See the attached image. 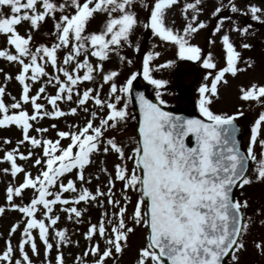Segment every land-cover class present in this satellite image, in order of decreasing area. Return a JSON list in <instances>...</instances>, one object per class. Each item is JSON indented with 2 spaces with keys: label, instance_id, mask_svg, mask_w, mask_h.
Returning <instances> with one entry per match:
<instances>
[{
  "label": "snow or ice",
  "instance_id": "6c2138e0",
  "mask_svg": "<svg viewBox=\"0 0 264 264\" xmlns=\"http://www.w3.org/2000/svg\"><path fill=\"white\" fill-rule=\"evenodd\" d=\"M208 2L0 0V61L14 69L0 73L17 86L12 95L0 85V129L19 132L0 140V173L16 181L0 192V215L19 217L0 242V264H109L137 229L135 264H239L249 238L264 254V232L251 231L257 218L264 226V205L234 195L264 182V84L239 88V101L257 109L243 132L242 107L212 108L226 75L253 66L240 50L252 48L251 22L264 26V0H214L210 10ZM201 32L219 62L192 43ZM165 47L203 70L199 118L166 110L178 93L156 75L176 63H157ZM141 76L154 98H133ZM130 123L133 135L118 139ZM90 209L95 223L85 219Z\"/></svg>",
  "mask_w": 264,
  "mask_h": 264
},
{
  "label": "rangeland",
  "instance_id": "374dc122",
  "mask_svg": "<svg viewBox=\"0 0 264 264\" xmlns=\"http://www.w3.org/2000/svg\"><path fill=\"white\" fill-rule=\"evenodd\" d=\"M214 0H209L208 8L211 9ZM227 14V13H224ZM171 14L169 20L166 23L171 22ZM204 17L202 16L201 19ZM103 21H93L92 27L89 30H96L102 26ZM177 23L179 20L177 19ZM253 23L254 35L250 36L245 42L252 45L251 50H240L241 56L252 62L253 66L251 69L246 70L243 73H238L235 77L226 75L227 84L218 85L219 98L213 99L212 108L217 112H226L228 114H233L236 108L242 107L244 109V116L239 121L243 127L249 125L250 121L254 119L257 109L249 110L246 104H242L239 99V88L242 86H248L251 83L264 84V27L255 25ZM207 34L201 32L195 37L192 43L197 44L201 49L206 53L211 51L216 60L220 61L221 50L218 49L215 45L209 46L206 42ZM35 39L40 42L46 40L47 37L36 36ZM146 42V41H145ZM161 51V57L157 61L164 62L167 60H175L176 63L173 69L163 70L162 73H157V76H164L170 81L169 90L174 94L173 96L166 97L168 103L173 106H180L183 108H194V98H195V88L199 82H201V77L203 70L199 68L198 63H193L189 61H179L175 58L174 52L171 48L165 47L164 49H158ZM239 50V49H238ZM143 51V49H142ZM135 67L130 71L137 70L139 66V58L134 61ZM221 66L218 63V67ZM240 67H246L244 64H241ZM0 68L6 70L9 74L14 72V69L9 68L6 62L0 61ZM6 91L11 89V94H17V86L13 82H5L2 79V73H0V85L6 84ZM51 92V88L48 89ZM8 97H5V102H8ZM130 111L133 112L132 106H130ZM47 121L44 122V126H47ZM135 129V123H130L129 128L126 132L121 133L118 139H124L127 141V137L133 135ZM49 133V137H51ZM19 137V132L14 129L4 130L0 129V140L3 138H11L15 140ZM244 142L247 140V133L243 135ZM110 163V161H109ZM33 174H35L33 170ZM103 179V177H101ZM9 183H16L13 181L10 176H5L3 173H0V192L7 186ZM95 183V181H94ZM242 193V195H241ZM236 195L238 199H247L249 201L250 208H259L261 205H264V182L253 183L251 185L245 186L243 189H237ZM0 205L7 207L4 204L3 199L0 198ZM98 212L94 209H90L89 213L85 219H91L93 223L97 221ZM19 219L18 215L11 211H6L4 214L0 215V242L6 236L8 229L11 224ZM69 232L74 230V226L70 223L67 224ZM84 230L83 225L80 226V231ZM253 235H258L260 232H264V226H261L259 218L256 219L255 224L251 228ZM74 239L78 240L79 236H75ZM16 237L13 236V243H15ZM143 232L137 229L133 234H130L127 240V249L124 250L121 256L116 257L114 261H109V264H135L137 249L143 246ZM85 244L84 241H80L81 247ZM76 251V249H72ZM79 254V253H77ZM70 253H65L66 258ZM239 264H264V254L258 252L253 246L251 238L247 241V249L245 251L238 253ZM37 264H40V261H37ZM225 264H230V261H226Z\"/></svg>",
  "mask_w": 264,
  "mask_h": 264
},
{
  "label": "water",
  "instance_id": "95a60500",
  "mask_svg": "<svg viewBox=\"0 0 264 264\" xmlns=\"http://www.w3.org/2000/svg\"><path fill=\"white\" fill-rule=\"evenodd\" d=\"M151 90H152V88L149 87L145 81H143L141 78H137V80L134 82L133 96H134L136 91H140V92H144L149 98H151L149 95ZM168 110L171 111L172 109L169 108ZM173 111L175 114L184 115L188 118H199V114H195L192 112H186L183 110H173ZM137 112H138V110H137Z\"/></svg>",
  "mask_w": 264,
  "mask_h": 264
}]
</instances>
